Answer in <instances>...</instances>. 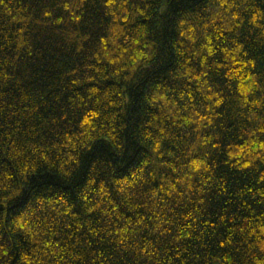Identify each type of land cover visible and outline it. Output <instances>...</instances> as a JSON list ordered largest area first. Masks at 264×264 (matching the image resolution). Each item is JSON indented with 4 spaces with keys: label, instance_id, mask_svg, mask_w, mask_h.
Here are the masks:
<instances>
[{
    "label": "trees",
    "instance_id": "trees-1",
    "mask_svg": "<svg viewBox=\"0 0 264 264\" xmlns=\"http://www.w3.org/2000/svg\"><path fill=\"white\" fill-rule=\"evenodd\" d=\"M0 264H264V0H0Z\"/></svg>",
    "mask_w": 264,
    "mask_h": 264
}]
</instances>
